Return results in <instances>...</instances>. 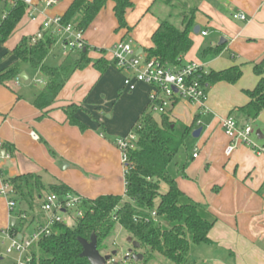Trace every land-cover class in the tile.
Wrapping results in <instances>:
<instances>
[{
    "label": "crops",
    "instance_id": "1",
    "mask_svg": "<svg viewBox=\"0 0 264 264\" xmlns=\"http://www.w3.org/2000/svg\"><path fill=\"white\" fill-rule=\"evenodd\" d=\"M31 1V8L0 46V71L16 61L8 51L22 37H39L43 21L61 17L73 0H54L50 5L49 0ZM132 1L134 6L126 13L130 30L117 29L111 1L85 30L83 38L90 47L91 60L109 59L106 50L119 41H130L135 53L145 54L151 46L150 36L163 20L156 19L151 9L163 3ZM172 4V9L179 12V22L183 5L186 9H197L194 27L199 32L192 29L193 44L181 64L195 63L203 74L231 66L242 69V76L235 84L218 82L204 86L201 104L178 99L171 111L172 118L187 125L196 117L193 130L202 129L191 155L187 154L177 164L179 171L173 176L185 194L208 204L216 218L208 233L210 243L199 244L186 264H264V154L256 155L250 148L237 145L231 155H225L229 140L220 124L227 116L234 117L239 124L246 123L237 108L247 103L244 91L252 89L257 82L253 66L264 62V0H172ZM10 7L0 1V18ZM28 10H32L34 20ZM238 12L245 15V21L232 18ZM202 31L206 35H201ZM209 48L212 51L204 54L203 50ZM197 51H201V57L192 61ZM65 55L55 44L45 63L48 64L49 58L61 56L58 65ZM22 72L25 78L19 75L18 79L0 84V143L7 142L14 149L10 153L0 148V188L3 178L29 172L46 176L48 183L61 181L86 198L123 195L124 165L116 143L131 132L134 122L146 109L151 88L135 83L130 91L124 85L127 75L124 71L110 65L99 73L90 65L73 72L54 104L39 110L31 102L44 85L30 90L20 81H27L30 74H41L27 66ZM39 79L46 81L43 76ZM70 103L80 107L77 117L87 125L84 131L67 121L62 107ZM256 122L261 125L262 138L257 135L255 141L263 145L264 142L258 141L264 140V110L250 124ZM31 131L38 135V140L30 137ZM8 198L0 195V230L10 227L19 208L16 205L10 211ZM46 220L43 212L35 210L27 216L22 235L29 233L32 223L37 221L34 230ZM152 263L172 264L162 257H156Z\"/></svg>",
    "mask_w": 264,
    "mask_h": 264
},
{
    "label": "trees",
    "instance_id": "2",
    "mask_svg": "<svg viewBox=\"0 0 264 264\" xmlns=\"http://www.w3.org/2000/svg\"><path fill=\"white\" fill-rule=\"evenodd\" d=\"M111 1L117 29L130 28L126 22V13L133 8L132 0H73L61 16L62 25H73L82 33L89 27L98 13ZM174 8L172 0H154ZM26 5L15 3L0 19V46L15 29L26 12ZM197 9L183 5L180 26L168 20H161L150 36L151 46L145 50L148 59H155L161 64L179 65L182 57L190 50L193 42L190 33L194 28ZM57 42V35L52 29H43L39 37H22L15 47L8 51L16 61L0 71V84L19 77L24 66L37 70L45 84L35 95L32 105L45 110L52 106L59 91L69 80L73 72L92 66L99 73L113 63L106 58L95 61L88 56L90 47L67 53L58 65H48L45 59ZM212 50L204 49L203 53ZM215 52L218 50L215 49ZM258 78L252 89L245 90L248 98L245 105L237 108L246 123L257 119L264 110V62L253 66ZM242 76L239 66L224 70H211L206 74L198 73L201 86H210L218 82L235 84ZM19 99L20 96L17 95ZM178 99L172 101L171 107L154 116L151 102L134 122L131 133L136 136L133 147L127 148L123 195H100L95 198L82 197L61 181L45 183L37 173H22L3 178L11 188V199L19 207L15 212L16 220L9 227L10 234H23L26 219L19 216L32 214L40 207L37 203L49 192L60 197L78 195L81 198L78 208L81 216L76 217L72 226L64 221H53L49 233H42L31 248L28 264H89L82 257L79 238L89 240L96 237L97 250L106 248L105 240L114 234L118 226L126 232L127 237L138 243L131 245L132 253L142 255L140 260L125 257L127 264H151L156 257H162L172 264H186L194 249L202 243H210L208 233L215 223V216L208 204L197 202L185 194L177 185L169 171L177 152L184 146L186 138L192 134L196 117L190 125L172 118L171 111ZM80 107L70 103L62 107L69 124L81 131L87 125L79 120L77 112ZM240 124V125H244ZM117 145V144H116ZM1 148L13 153V147L2 142ZM163 187H166L163 190ZM35 198L38 200L35 202ZM155 212V216L151 213ZM33 218V217H32ZM33 219H31L32 222ZM40 224L38 228L42 226ZM113 256V255H112ZM114 257H111V259ZM112 264H121L114 261Z\"/></svg>",
    "mask_w": 264,
    "mask_h": 264
},
{
    "label": "built area",
    "instance_id": "3",
    "mask_svg": "<svg viewBox=\"0 0 264 264\" xmlns=\"http://www.w3.org/2000/svg\"><path fill=\"white\" fill-rule=\"evenodd\" d=\"M9 6H13L17 2H22L27 9L32 6L31 0H0ZM54 0H49L48 5L54 3ZM26 9V10H27ZM30 11V12H29ZM32 20L34 16L32 10H28ZM4 17V14L1 18ZM0 18V19H1ZM233 19L245 21L246 17L243 13H233ZM43 29H52L53 33L57 35L56 44L59 45L63 53L79 51L85 49L87 45L83 38V33L74 29L73 25H62L61 17H54L46 19L42 23ZM201 35H206V31H202ZM106 53L109 55V60L113 66L124 71L127 75L124 78V85L130 91L134 90L135 83H143L151 88L149 93V102H151L153 112L161 113L165 109L171 107L172 101L175 99H186L193 103L201 104L204 99V87L201 86L197 79V74L201 71L200 66L195 63L167 65L161 64L155 59H148L146 54L135 53L130 41H119L110 46ZM17 77L16 79H18ZM40 85H44L43 80L37 81ZM221 128L224 135L229 140L225 147L224 153L229 156L237 147V145H244L250 148L256 155L264 154V144H258L256 132L253 131L251 124L240 125L238 121L232 117L227 116L221 120ZM32 139L38 140V135L30 132ZM136 141V136L129 133L125 138L117 141V147L121 153V163L124 165L127 162V148H131ZM1 148V143H0ZM197 157V153H193V158ZM0 195L8 198V207L10 211L16 209L15 202L10 198L11 188L4 183L0 188ZM81 198L78 195H66L60 197L54 193H47L41 199L39 210L43 213L49 214L46 222L36 227L27 235L10 234L9 228L0 230V234L4 239L9 240L10 243L5 249L6 254H14L12 258L13 264H28L30 257V248L37 242L42 233L48 234L49 227L53 221H64L63 215L68 214L69 211H74L76 217L81 216V210L78 208ZM155 216V212L151 213ZM16 219V216L13 215ZM20 219H26L27 216L22 214ZM264 227V220L262 221ZM1 258L0 261H2Z\"/></svg>",
    "mask_w": 264,
    "mask_h": 264
},
{
    "label": "rangeland",
    "instance_id": "4",
    "mask_svg": "<svg viewBox=\"0 0 264 264\" xmlns=\"http://www.w3.org/2000/svg\"><path fill=\"white\" fill-rule=\"evenodd\" d=\"M182 7V6H181ZM151 13H153V15L157 18L163 19V20H168L170 22H172L173 24H175L176 26H180V18H179V12L177 11V9H170L168 6L164 5V4H156L154 5V7L151 9ZM58 48V47H56ZM201 55V51H197L196 53L194 52V58L191 59L192 61L199 59V57ZM61 58V56L59 57ZM58 58V59H59ZM58 59H51L49 58L47 60V63L49 65H56L58 62ZM39 78H41V76L39 74L37 75H33L30 74V78L27 81H24L21 79L20 83L27 86L30 90L34 89L36 87H39L40 84L37 82L38 80H40ZM186 100V99H183ZM181 100V101H183ZM190 102V101H189ZM191 104V102H190ZM154 116L156 118H158V113L154 112ZM199 124V123H198ZM253 131H257V130H261L260 129V124L259 123H252L251 124ZM198 129V128H197ZM196 130V129H195ZM264 134V133H262ZM198 138H193L192 135H189L185 142H184V146L182 148L179 149V151L177 152L173 162L170 164L169 166V171L172 175H176L179 170L177 169V164L179 162H181V160H184L186 155H191L192 149L195 146V143L197 142ZM259 143L264 142V140H260L258 141ZM43 178H45L46 181H43L45 183L47 182V177L44 176ZM53 181V180H50ZM166 187H163V190H165ZM38 199L35 198V202ZM17 208V206H16ZM38 205H37V211H38ZM47 218L49 216V214L44 213ZM63 220L66 223V225L68 226H72L75 223L76 220V215L74 213V211H69L68 214L63 215ZM37 222V221H36ZM36 222L32 223L29 227H28V232L32 233L33 228L36 226ZM28 233V234H29ZM128 237L125 231H123L119 226L118 228L115 230L114 234L111 235L110 237H108L105 240V244H106V248L105 249H101L99 252L101 253V255H106V254H111L112 251H116V254L111 256V257H115L112 258L109 261V264L114 263V261H119L121 262V264H127L124 263L123 260H125V257H127L126 255H128V249H130L131 244L127 241ZM10 243L9 240H6L3 238V236L0 234V257L3 258L2 261H0V264H13L12 263V258L15 256L14 254H6L5 253V249L8 246V244ZM116 259V260H115ZM151 264H154L151 262Z\"/></svg>",
    "mask_w": 264,
    "mask_h": 264
},
{
    "label": "water",
    "instance_id": "5",
    "mask_svg": "<svg viewBox=\"0 0 264 264\" xmlns=\"http://www.w3.org/2000/svg\"><path fill=\"white\" fill-rule=\"evenodd\" d=\"M194 33L199 32V28L197 26L194 27L193 29ZM20 77L25 78L24 73H20ZM201 128L199 127L198 129L194 130L192 132V137L193 138H198L200 133H201ZM256 135L260 136L259 138L261 139V132L259 130L256 131ZM15 221L14 218H12L11 223L13 224ZM82 251H81V256L86 258L89 261V264H109V261L111 260V256L116 254V251H112L111 254H106V255H101V253L97 250V243H96V237L94 234H92L89 238V240L79 238L78 239ZM127 241L132 245L133 248L138 247L137 242H133L131 238H128ZM127 258L131 257L133 260H140L142 258L141 254L138 253H132V249H128V255H126ZM1 260V257H0Z\"/></svg>",
    "mask_w": 264,
    "mask_h": 264
}]
</instances>
